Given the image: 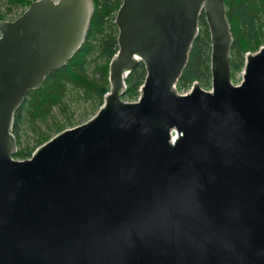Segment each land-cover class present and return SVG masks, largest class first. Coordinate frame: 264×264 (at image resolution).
<instances>
[{
	"label": "water",
	"instance_id": "1",
	"mask_svg": "<svg viewBox=\"0 0 264 264\" xmlns=\"http://www.w3.org/2000/svg\"><path fill=\"white\" fill-rule=\"evenodd\" d=\"M94 12L37 0L0 21V264H264V47L235 85L223 0H122L103 106L15 159L17 110L80 50ZM203 16L211 90L180 95Z\"/></svg>",
	"mask_w": 264,
	"mask_h": 264
},
{
	"label": "trees",
	"instance_id": "2",
	"mask_svg": "<svg viewBox=\"0 0 264 264\" xmlns=\"http://www.w3.org/2000/svg\"><path fill=\"white\" fill-rule=\"evenodd\" d=\"M35 1L4 0L3 6H0V21L21 16ZM93 2L94 16L80 50L66 66L51 72L42 86L25 98L15 114L13 134L18 145L17 160L30 159L40 146L54 136L77 126L74 107L84 105L85 110L90 109L85 114L87 118L91 113L95 116L105 102V96L110 91L109 64L119 50L120 32L116 17L122 0ZM223 2L233 35L230 61L234 82L244 70L246 55L258 52L264 46V0ZM211 46L209 26L203 16L199 36L177 83L178 92L189 89L194 82L205 90L211 88ZM146 76L143 64L128 76L124 101L132 103L139 99Z\"/></svg>",
	"mask_w": 264,
	"mask_h": 264
},
{
	"label": "rangeland",
	"instance_id": "3",
	"mask_svg": "<svg viewBox=\"0 0 264 264\" xmlns=\"http://www.w3.org/2000/svg\"><path fill=\"white\" fill-rule=\"evenodd\" d=\"M54 1H57V0H54ZM3 4H4V0H0V6H3ZM18 14V13H17ZM20 16V15H19ZM19 16H17V17H15V18H11V20L13 21H15V20H17L18 18H20ZM11 20H8V21H11ZM242 73H240L239 75H238V80L237 81H234L233 83L235 84V85H239L240 84V82H241V80H242ZM192 88V86L189 88V89H187V90H185V91H182V92H179L181 95H185L186 93H187V91H189L190 89ZM205 90V89H204ZM211 90V88L209 89V90H206V91H210ZM73 110L75 111V116H74V120H75V122H76V125L77 126H80V125H82V124H84V123H86L87 121H89V120H91L94 116H92V113L87 117V118H85V114L86 113H89L90 112V109L89 110H85V107H84V105H80V106H77L76 108L74 107L73 108ZM92 116V117H91ZM91 117V118H90ZM89 118V119H88ZM85 119V120H84ZM77 126H75V127H77ZM55 137V136H54ZM17 160V159H16Z\"/></svg>",
	"mask_w": 264,
	"mask_h": 264
},
{
	"label": "bare ground",
	"instance_id": "4",
	"mask_svg": "<svg viewBox=\"0 0 264 264\" xmlns=\"http://www.w3.org/2000/svg\"><path fill=\"white\" fill-rule=\"evenodd\" d=\"M128 103H130V102H128ZM133 103V102H132ZM135 103V102H134Z\"/></svg>",
	"mask_w": 264,
	"mask_h": 264
}]
</instances>
